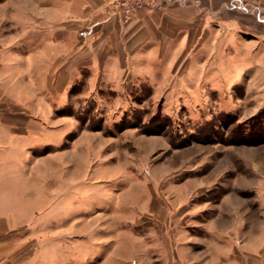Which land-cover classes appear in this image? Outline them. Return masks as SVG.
Returning <instances> with one entry per match:
<instances>
[{
  "label": "rangeland",
  "instance_id": "obj_1",
  "mask_svg": "<svg viewBox=\"0 0 264 264\" xmlns=\"http://www.w3.org/2000/svg\"><path fill=\"white\" fill-rule=\"evenodd\" d=\"M33 2L0 0V95L12 90L15 79L22 86L20 104L1 101L0 110H20L15 121L30 132L12 172L47 182L24 203L19 197L7 200V213L12 206L21 233H7L6 264H79L77 246L68 249L60 235L52 238L68 227L76 231L81 217L99 215L103 229L116 224L136 237L147 234L146 227H155V235L165 229L170 239L178 227L182 239L195 234L183 217L191 207L215 211L223 200L231 212L264 219V70L217 49L196 60L166 56L134 63L139 73L116 84L108 74L96 77L74 55L71 80L47 94L41 79L28 87L25 60L34 47L60 49L65 28L76 24L33 20ZM35 9L51 10L46 3ZM104 9L111 13L109 6ZM71 38L72 49L77 40ZM15 69L21 78L10 77ZM62 156L68 158L64 167ZM61 178L69 179V192ZM126 193L132 201L120 205ZM141 245L139 256L122 264H140ZM173 258L168 252L169 264Z\"/></svg>",
  "mask_w": 264,
  "mask_h": 264
},
{
  "label": "crops",
  "instance_id": "obj_2",
  "mask_svg": "<svg viewBox=\"0 0 264 264\" xmlns=\"http://www.w3.org/2000/svg\"><path fill=\"white\" fill-rule=\"evenodd\" d=\"M110 1L33 2L35 5L32 4L30 9L33 20H69L68 24L75 23L76 27L65 28L67 41L61 43L60 49L54 44L33 48L29 59L25 60L30 63L25 69L29 75L28 87L34 88L33 82L41 79L47 94L55 88L62 91L71 80V68L76 71L68 64L74 55H78L80 61H87L86 66L91 67L96 77L108 74V79L116 84L129 78L132 72L139 73L134 69V63L162 61L166 56H172V61L178 56L177 62L188 56L196 60L203 54L212 55L217 49L241 55L249 59L258 72L264 70V0H171L162 11L141 9L126 21L112 11L106 13L104 6H109ZM42 3L51 10H34ZM72 34L77 43L71 49ZM50 35L54 37V34ZM106 63L110 65L105 68ZM20 70L15 69L10 77L18 73L21 78ZM19 81L15 79L12 90L0 95V102L20 104L22 86ZM22 114L20 110H0V264H6L7 233H21L10 204L7 213V200L19 197L24 203L22 199L32 191L37 193L47 186L45 180L41 184V181L35 182L31 177L23 179L12 172L20 162L25 145L23 139L30 135L29 129L22 131L15 121L21 119ZM61 160L62 166L68 165L66 156ZM61 185L62 188L66 186L65 192L61 193L70 191L68 178H61ZM230 205L223 200L222 207L215 211L191 207L183 217H189L191 223L187 231L195 234L189 233L183 239L177 236L179 227L173 230L171 239L165 229H156L155 235V227H146L147 234L141 237L119 231L116 224L103 229L98 222L101 220L99 215L88 219L81 217V225L76 231L68 227L61 230V234H53L52 239L60 235L61 245L68 249L77 246L79 264H122L133 254L139 256L136 250L139 243L142 244L140 264H169L170 251L174 254L170 264H264V219L261 214L251 217L245 212H231L234 208ZM48 218L50 220V216ZM103 230L109 231V235L102 237ZM33 244L38 245V242ZM105 246L109 249L98 261Z\"/></svg>",
  "mask_w": 264,
  "mask_h": 264
},
{
  "label": "built area",
  "instance_id": "obj_3",
  "mask_svg": "<svg viewBox=\"0 0 264 264\" xmlns=\"http://www.w3.org/2000/svg\"><path fill=\"white\" fill-rule=\"evenodd\" d=\"M171 0H111L109 8L113 14L126 21L131 19L134 14L141 9L153 12L162 11Z\"/></svg>",
  "mask_w": 264,
  "mask_h": 264
},
{
  "label": "bare ground",
  "instance_id": "obj_4",
  "mask_svg": "<svg viewBox=\"0 0 264 264\" xmlns=\"http://www.w3.org/2000/svg\"><path fill=\"white\" fill-rule=\"evenodd\" d=\"M127 194V196H125V200L123 199V201H121V204L120 205H124L125 203H127V201H132V198H133V196L131 197V196H129V193H126ZM136 194V193H135ZM132 195V194H131ZM134 197H135V195H134ZM121 199V198H120ZM135 200V199H134ZM119 204V203H118ZM134 204H137V203H134ZM126 206V205H125ZM132 206H134V205H132ZM136 206V205H135ZM127 207V206H126ZM129 207V206H128ZM130 209H133V210H135V208L136 207H129Z\"/></svg>",
  "mask_w": 264,
  "mask_h": 264
}]
</instances>
